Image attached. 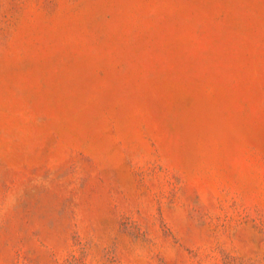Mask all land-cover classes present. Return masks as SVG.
<instances>
[{"label": "rangeland", "instance_id": "1", "mask_svg": "<svg viewBox=\"0 0 264 264\" xmlns=\"http://www.w3.org/2000/svg\"><path fill=\"white\" fill-rule=\"evenodd\" d=\"M0 264H264V0H0Z\"/></svg>", "mask_w": 264, "mask_h": 264}]
</instances>
